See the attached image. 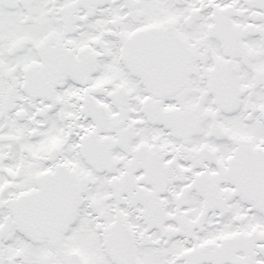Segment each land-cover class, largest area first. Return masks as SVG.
<instances>
[{
	"label": "snow or ice",
	"instance_id": "6c2138e0",
	"mask_svg": "<svg viewBox=\"0 0 264 264\" xmlns=\"http://www.w3.org/2000/svg\"><path fill=\"white\" fill-rule=\"evenodd\" d=\"M0 264H264V0H0Z\"/></svg>",
	"mask_w": 264,
	"mask_h": 264
}]
</instances>
